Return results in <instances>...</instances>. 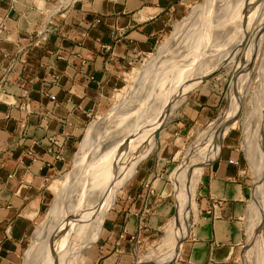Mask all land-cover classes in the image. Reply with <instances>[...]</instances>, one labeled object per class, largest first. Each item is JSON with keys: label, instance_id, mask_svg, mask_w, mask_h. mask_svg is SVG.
Segmentation results:
<instances>
[{"label": "crops", "instance_id": "crops-1", "mask_svg": "<svg viewBox=\"0 0 264 264\" xmlns=\"http://www.w3.org/2000/svg\"><path fill=\"white\" fill-rule=\"evenodd\" d=\"M48 1L0 0V264H19L35 218L52 201L48 182L66 169L89 113L193 0H79L52 21L51 11L40 9ZM219 100L201 90L175 109L166 131L169 158L140 165L129 199L111 206L88 264H134L131 237L157 240L177 207L172 178L181 141L213 119ZM52 136L65 141V161L46 153ZM224 148L204 169L190 234L172 246L165 264H234L249 187L240 149Z\"/></svg>", "mask_w": 264, "mask_h": 264}, {"label": "rangeland", "instance_id": "rangeland-1", "mask_svg": "<svg viewBox=\"0 0 264 264\" xmlns=\"http://www.w3.org/2000/svg\"><path fill=\"white\" fill-rule=\"evenodd\" d=\"M57 1H48L51 3L46 8L43 3L40 9L51 11L54 2ZM77 1L79 0L73 2L68 9H71ZM61 14L62 11L56 16ZM42 16L44 19L46 14ZM171 46L175 47L170 50ZM210 51L214 52V55ZM219 53L226 60L223 66L213 69L215 71L210 70L203 78V75H198L201 78L197 81L188 82L194 73L197 74L198 71L201 73V69H209V62L224 61ZM203 54L208 56L205 55V58ZM196 55L201 59L197 60ZM209 55L213 58L217 56V59L211 60L212 57ZM204 61L206 64L201 65L200 68V64L205 63ZM169 74L172 77H169ZM115 88L105 93L99 109L91 111L80 138L82 142L79 145V141L70 155L66 169L49 180L48 185L53 193L52 201L35 218L31 231L22 243L18 263L88 264L94 251L91 245H94L101 230L103 232L104 221L111 206L129 199L127 190L131 183L137 180L140 165L143 166L148 162L151 166L158 158L164 156L169 158L168 141L170 142L171 138H166V131L170 132L167 128L171 121H174L175 109L181 106L180 104L189 94L206 90L220 98L217 113L208 124L194 129L187 141H181L183 144L181 148H184L177 156L181 155L178 161V166L181 165V175L179 178L175 175V180L172 178V197L177 205L175 214L156 241L142 242L137 248L133 246L134 264L150 253V248H156L158 240L159 242L162 240L160 242L162 250L168 249L171 252L172 246L190 234L195 222L197 191L203 180L204 169L211 158L218 157L222 152L226 153L224 148L226 145H234L240 149L241 172L249 187L241 220L243 237L233 256V263L264 264V0H193L190 4L181 5L156 46L134 58L132 63L123 68L121 81ZM174 102L177 103L175 106ZM121 108L125 109L121 113L123 121L120 118L119 124L116 122L111 130L107 129L108 131L101 129L102 132L100 130L102 122L111 114L122 111ZM137 110L142 112L139 113ZM94 132L96 133L91 141ZM88 144L90 156L86 167L80 165V157ZM86 182L90 185L87 186ZM80 188L82 193L79 191ZM102 192L108 193L104 195ZM108 194L111 198L106 199ZM104 199L107 201H103ZM67 201H72L73 204L76 203L75 201L80 202L76 208L81 207V209L73 208L72 211L78 217L71 213V217H76L78 222L69 220L65 229V222L58 223L59 226L57 223V226L54 224L56 227L53 225L51 228L50 238L46 243V228L52 210ZM102 201L105 203L103 204ZM93 202H96L95 205ZM81 204L86 205V209L83 206L84 211ZM180 205L186 209L180 208ZM99 206L105 211L97 231L95 229L98 227V219L94 217L93 212L95 210L97 212L96 208ZM91 218L97 220L93 221L94 219ZM92 224L96 225L92 226ZM91 226L92 229L94 227L93 232ZM54 227L56 229L53 230ZM85 230H88V233ZM84 232L87 235L83 234ZM92 233L96 234L92 235ZM76 235H80L78 238L81 237L82 240L76 239ZM47 244H51L52 248ZM74 244L78 246L75 248ZM44 246L49 247L44 248ZM79 246L81 250H78ZM73 247L78 251L74 252ZM80 254L83 256L79 257ZM163 258H158L156 264H161ZM37 260L41 262L38 263Z\"/></svg>", "mask_w": 264, "mask_h": 264}, {"label": "bare ground", "instance_id": "bare-ground-1", "mask_svg": "<svg viewBox=\"0 0 264 264\" xmlns=\"http://www.w3.org/2000/svg\"><path fill=\"white\" fill-rule=\"evenodd\" d=\"M70 0H65V1H63V0H58L57 2H54V5H53V9L51 10V15H50V17H52L53 15H55V14H57L58 12H60V11H62L63 12V14L64 13H66L67 12V10H63V8H69V6L71 5V3H73V2H75L76 0H73V1H70V4H67V2H69ZM258 3V2H257ZM196 37V36H195ZM194 37V38H195ZM237 39V38H236ZM188 40V39H187ZM190 41V40H189ZM185 45V44H184ZM170 46V45H169ZM168 46V47H169ZM175 47V46H174ZM174 47H172L171 46V49L170 50H172V48H174ZM226 47V46H225ZM183 48V47H182ZM190 48V47H189ZM168 49V48H167ZM168 49V50H169ZM210 49V48H209ZM209 49H208V51H209ZM222 49H224V48H222ZM164 50V49H163ZM183 51V50H182ZM164 52H166V51H164ZM164 52H162V53H164ZM223 52V51H222ZM221 51H220V53H222ZM193 53V52H192ZM200 53H202V52H200ZM210 53H212V51H210ZM214 53V52H213ZM212 53V55H214ZM220 53L218 54L220 57H222L221 55H220ZM197 55H199V54H197ZM196 55V56H197ZM204 55V54H203ZM206 55V54H205ZM205 55H204V57H205ZM210 56V57H212V59L211 60H214V59H217V56L215 57V58H213V56ZM185 56V55H184ZM183 56V57H184ZM206 56H208V55H206ZM188 57V56H187ZM190 58V57H189ZM206 58V57H205ZM219 58V57H218ZM223 58V57H222ZM221 58V59H222ZM193 59V58H192ZM197 60L199 59L198 58V56H197V58H196ZM200 59H201V57H200ZM199 59V60H200ZM203 59V58H202ZM195 60V59H194ZM207 60H210V59H207ZM210 60V61H211ZM222 60H224V61H221V60H219V61H221V62H219V63H217V61L216 62H214V63H210L209 62V64L210 65H208V66H210V68L209 69H205V66L203 67L205 70H202L201 69V73H199L200 71H198V70H200V68H202V66L201 65H204V64H206V60L204 61L205 63H203V62H200V63H203V64H200V68L197 70L198 71V73L197 74H193V76L191 77V79H189L188 80V82L191 80V82L193 81H197V80H199L201 77H199V76H202V78L204 77V75H207L209 72H210V70L212 71L213 69H217L218 67H221V66H223L225 63H226V60L223 58ZM187 61V60H186ZM196 62V61H195ZM189 63V62H188ZM194 63V62H193ZM153 64H154V60H153ZM184 64V63H183ZM191 64V63H190ZM195 64V63H194ZM193 64V65H194ZM208 64V63H207ZM212 65H214L213 67H211ZM153 66V65H152ZM196 66H197V62H196ZM207 66V65H206ZM207 66V67H208ZM195 67V66H194ZM199 67V66H198ZM184 68H186V67H184ZM182 69V68H181ZM190 69H192V68H190ZM147 70H149L148 68H147ZM179 70V69H178ZM174 71V70H173ZM186 71V70H185ZM191 71V70H190ZM213 71H215V70H213ZM194 72V71H193ZM173 73V72H172ZM175 73V72H174ZM182 73V72H181ZM176 74V73H175ZM189 74V73H188ZM173 75V74H172ZM184 75V74H183ZM199 75V76H198ZM175 76V75H174ZM189 76H190V74H189ZM169 77H172V76H170V74H169ZM182 78V77H181ZM188 78H190V77H188ZM173 79V78H172ZM185 79V78H184ZM183 79V80H184ZM182 82V81H181ZM187 82V83H188ZM189 84V83H188ZM152 85V84H151ZM235 86V85H234ZM150 90V89H149ZM156 93H158V92H156ZM155 94V93H154ZM153 96H155V95H153ZM163 97V96H162ZM230 97V96H229ZM146 98V97H145ZM152 98V97H151ZM232 98V97H231ZM153 99V98H152ZM163 99V98H162ZM139 102V101H138ZM151 102V101H150ZM176 102V101H175ZM174 102V106L177 104V103H175ZM141 103V102H140ZM142 103H144V102H142ZM156 103V102H155ZM139 104V103H138ZM173 105H172V107H173ZM130 106V105H129ZM143 106V105H142ZM122 109V108H121ZM128 109V108H127ZM130 109V108H129ZM119 110V109H118ZM117 110V111H118ZM123 110H125V109H122V111H118V112H115L112 116L110 115V117L109 118H106L105 120L106 121H104V122H102V128H100V130L101 129H103V130H107V129H110V128H113L112 126L117 122L118 124H119V119L121 118V113L122 112H124ZM135 110V109H134ZM140 110H141V108H140ZM126 111H128V110H126ZM132 111V110H131ZM138 111V110H137ZM129 112V111H128ZM133 112V111H132ZM139 113H141L140 111H138ZM137 113V112H136ZM126 114V113H125ZM133 114V113H132ZM131 114V115H132ZM135 114V113H134ZM123 115V114H122ZM130 115V114H129ZM124 116V115H123ZM126 116H128V115H126ZM125 116V117H126ZM136 116V115H135ZM138 116V115H137ZM129 117V116H128ZM139 117V116H138ZM123 118V117H122ZM122 118H121V120H122ZM130 118H131V116H130ZM125 119V118H124ZM133 119H135V118H133ZM137 119V118H136ZM131 120V119H130ZM123 121V120H122ZM132 121V120H131ZM135 121V120H134ZM137 121V120H136ZM126 123V122H125ZM133 123V122H132ZM121 124V123H120ZM131 124V123H130ZM134 124V123H133ZM129 125V124H128ZM134 126V125H133ZM100 127V126H99ZM98 127V128H99ZM115 127V126H114ZM98 128L96 129L97 131H98V133H99V130H98ZM116 128V127H115ZM132 129V128H131ZM134 129H135V126H134ZM103 130H101L102 132H103ZM111 130V129H110ZM113 130V129H112ZM108 131V130H107ZM95 133L96 132H94L93 133V135H92V138H91V141H92V139H93V137H94V135H95ZM133 133V132H132ZM125 134V133H124ZM99 135V134H98ZM97 135V136H98ZM100 136V135H99ZM96 138H98L99 139V137H96ZM120 138V137H119ZM96 140V139H95ZM124 142V141H123ZM90 144V143H89ZM89 144H88V147L85 149V151H83L82 153H81V166H83V165H85L86 167H87V165H88V162H87V160H88V158H89V150H90V148H89ZM92 145V144H91ZM126 145V144H125ZM136 148V147H135ZM145 156V155H144ZM79 158V159H80ZM143 158V157H142ZM78 162H80V161H78ZM78 164V163H77ZM79 166V165H78ZM115 166V165H114ZM181 166V165H180ZM180 166H178V174H177V177L179 178L180 177V175H181V173H180V171H181V167ZM86 167H85V169H86ZM108 167V166H107ZM76 169H78V168H76ZM81 169V168H80ZM83 169H84V167H83ZM107 169V168H106ZM79 170V169H78ZM87 171V170H86ZM115 171V170H114ZM79 172H81V171H79ZM78 172V174L80 175V173ZM125 173V172H124ZM74 174V173H73ZM78 174H76V175H78ZM102 175V174H101ZM72 176H75V175H72ZM72 178V177H71ZM76 178V177H75ZM74 178V179H75ZM81 178H83V177H81ZM175 180V179H174ZM71 181V180H70ZM79 181V180H78ZM81 181H82V179H81ZM72 182V181H71ZM70 182V183H71ZM89 183H90V181H89ZM80 184V183H79ZM78 184V185H79ZM82 184H85V183H83L82 182ZM86 184H87V182H86ZM88 185H90V184H87V186ZM60 186V185H59ZM81 186V185H80ZM72 187V186H71ZM76 187V186H75ZM83 187H84V185H83ZM86 187V186H85ZM55 188H56V186H55ZM68 188V187H67ZM69 189V188H68ZM72 189V188H71ZM74 189H76V188H74ZM81 189V188H80ZM106 189V188H105ZM188 190V189H187ZM76 191H78V190H76ZM75 191V192H76ZM79 191H81V193L83 192L82 191V189L81 190H79ZM78 191V192H79ZM84 191H85V189H84ZM104 191V190H103ZM107 191H109V192H111L110 190H107ZM70 192V191H69ZM77 192V193H78ZM86 192V191H85ZM84 192V193H85ZM66 193V192H65ZM104 195H106L104 192H102ZM101 193V194H102ZM189 193V192H188ZM100 194V195H101ZM111 194V193H110ZM110 194H108V196H106L107 198L106 199H109L108 197H110L111 198V196H110ZM79 195H81V194H79ZM78 195V196H79ZM100 195H99V197H100ZM185 195V194H184ZM83 196H84V194H83ZM102 197V196H101ZM105 197V196H104ZM103 197V198H104ZM185 197V196H184ZM189 197V196H188ZM187 197V198H188ZM82 198V197H81ZM187 198H185V199H187ZM74 199V198H73ZM85 199V198H84ZM83 199V200H84ZM97 199V198H96ZM106 199H104L103 201H105ZM74 200H76V199H74ZM188 200V199H187ZM65 201V200H64ZM80 201V200H79ZM79 201H75L76 203L75 204H73V202L72 201H70V202H72V203H70V202H63L62 203V205H58V206H56L53 210H52V214H51V216H50V218H49V222H48V225H47V228H46V243L48 242V238H50V232H51V228L53 227V225L55 224L56 225V223H57V225L59 226V224L60 223H62L63 224V222H65L64 223V229L68 226V224H69V220H76L75 218L76 217H78V215H75L74 214V212H72L73 211V208H76V205H79L80 204V202ZM82 201V200H81ZM84 201H88V200H84ZM102 201V202H103ZM107 201V200H106ZM105 201V202H106ZM78 202H79V204H78ZM91 202V201H90ZM105 202H103V204L105 203ZM186 202V201H185ZM92 203V202H91ZM94 203V202H93ZM96 203V202H95ZM95 203H94V205H95ZM101 203V202H100ZM90 204V203H89ZM102 204V205H103ZM186 204V203H185ZM73 205H75V207L73 206ZM87 205H88V203H87ZM93 205V206H94ZM97 205V204H96ZM101 205V204H100ZM106 205H108V203L106 204ZM183 205H184V201H183ZM183 205L181 206L180 205V208L182 207L183 208ZM80 206H82V209H83V206H84V209H86L85 208V206L86 205H80ZM80 206H78V207H80ZM98 206V205H97ZM103 206H105V205H103ZM188 206V205H187ZM93 208V207H92ZM96 208V207H95ZM185 208V207H184ZM183 208V209H184ZM76 209H81V207L80 208H76ZM84 209L82 210V211H84ZM97 209V212H96V210L94 211L95 213H97L96 215H95V213L93 212V215H94V217L96 216L97 217V219H98V224H97V228L95 229V230H97L98 228H100V225H101V219L103 218V214H104V208L103 207H100L99 206V208H96ZM186 209V208H185ZM180 210H182V209H180ZM76 211V210H75ZM185 211V210H184ZM185 212H187V211H185ZM71 213H73L76 217H74V218H72L71 217ZM76 213H79L78 211H76ZM80 214V213H79ZM82 215V214H81ZM89 215V214H88ZM92 215V214H91ZM71 217V218H70ZM65 219H67V220H65ZM91 219H94V218H91ZM97 219H94L93 221H95V220H97ZM87 220V219H86ZM92 221V222H93ZM75 222V221H74ZM76 222H78V220H76ZM59 223V224H58ZM94 223V222H93ZM97 223V222H96ZM76 224H78V223H76ZM80 224V223H79ZM83 224V223H82ZM185 224V223H184ZM183 224V225H184ZM54 225V226H55ZM56 225V226H57ZM86 225V224H85ZM88 225V224H87ZM96 225V224H95ZM94 224H92V226H95ZM55 226V227H56ZM90 226V225H89ZM92 226H91V231L92 230H94V227H93V229H92ZM53 228V230L54 229H56V228ZM99 230V229H98ZM97 230V231H98ZM180 230V229H179ZM63 231V230H62ZM86 231V230H85ZM88 231V230H87ZM86 231V232H87ZM93 232V231H92ZM178 232V231H177ZM55 233V232H54ZM60 233H62V232H60ZM88 233V232H87ZM83 234H86L85 232L83 233ZM90 234H91V232H90ZM93 234H96V233H92V235ZM53 235V234H52ZM81 235V234H80ZM80 235H78V236H80ZM87 235V234H86ZM85 235V236H86ZM59 236V235H58ZM57 236V237H58ZM78 236L76 235L75 237H77L76 239H81L82 240V238L81 237H79L78 238ZM82 236H84V235H82ZM175 236V235H174ZM74 237V238H75ZM184 237V235L182 236V238ZM54 238V237H53ZM56 238V237H55ZM84 238V237H83ZM92 238V237H91ZM85 239H87V238H85ZM73 240H75V239H73ZM161 240V239H160ZM76 241V240H75ZM79 241V240H78ZM78 241H76V242H78ZM160 242H162V240L160 241ZM159 242V240H158V242H157V247L156 248H150L151 250H150V253H148L147 255H145L144 257H142V259H140V260H138L137 262H136V264H156V260L158 261V258H162V257H164L163 258V261H162V263L161 264H165V262H166V259H167V256H168V254L170 253L169 252V250L167 249L166 251L165 250H162V248H161V243ZM72 243V242H71ZM73 243H75V242H73ZM80 243H81V241H80ZM52 244V243H51ZM51 244H47V245H51ZM55 244V243H54ZM76 244V243H75ZM75 244H74V246H75ZM49 246H44V248H48ZM53 246V245H52ZM55 246V245H54ZM76 246H78V245H76ZM76 246H75V248H76ZM49 248H52L51 246L49 247ZM79 249L78 250H81L80 249V246L78 247ZM73 249H74V247H73ZM153 249V250H152ZM51 250V249H50ZM75 250L76 249H74L73 251L75 252ZM78 250H76V251H78ZM39 252H40V249L38 250ZM167 251H168V253H167ZM165 252V253H164ZM80 253H81V251H80ZM164 253V254H163ZM44 254H46L45 252H44ZM43 254V255H44ZM76 255H78V254H76ZM40 256V255H39ZM44 256H46V255H44ZM80 256H83V254L81 255H79V257ZM40 257H42V256H40ZM40 257H39V260H40ZM78 257V256H77ZM45 258V257H44ZM48 258V257H47ZM51 258H53V257H51ZM42 259V258H41ZM43 260V259H42ZM45 261H46V259H44ZM51 260V259H50ZM54 260V259H53ZM168 260V259H167ZM44 261V262H45ZM37 262H38V260H37ZM39 262H41V261H39ZM38 262V263H39ZM54 262V261H53ZM46 263V262H45ZM43 264V263H42ZM48 264H50V263H48Z\"/></svg>", "mask_w": 264, "mask_h": 264}, {"label": "built area", "instance_id": "built-area-1", "mask_svg": "<svg viewBox=\"0 0 264 264\" xmlns=\"http://www.w3.org/2000/svg\"><path fill=\"white\" fill-rule=\"evenodd\" d=\"M59 13V12H58ZM56 17V14L49 18L48 21H52ZM45 20L42 21L44 25ZM105 48H110L107 45H104ZM132 63V61H131ZM91 112L89 113V116ZM46 153L51 157L53 161H65L66 160V146L65 141L57 138L56 136L49 137V145L46 147ZM150 192L154 193V189L150 188ZM135 242V248L143 242V239L140 237V234H135L131 237Z\"/></svg>", "mask_w": 264, "mask_h": 264}]
</instances>
